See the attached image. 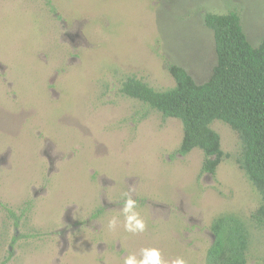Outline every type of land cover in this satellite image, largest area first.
<instances>
[{
  "label": "rangeland",
  "instance_id": "obj_1",
  "mask_svg": "<svg viewBox=\"0 0 264 264\" xmlns=\"http://www.w3.org/2000/svg\"><path fill=\"white\" fill-rule=\"evenodd\" d=\"M231 11L257 46L264 0H0V264H123L145 248L206 264L227 214L247 224L248 264H264L239 135L213 122L223 161L203 174L202 150L178 152L182 123L121 92L128 78L174 88L170 64L206 82L217 58L204 15ZM126 193L144 232L124 228Z\"/></svg>",
  "mask_w": 264,
  "mask_h": 264
},
{
  "label": "trees",
  "instance_id": "obj_2",
  "mask_svg": "<svg viewBox=\"0 0 264 264\" xmlns=\"http://www.w3.org/2000/svg\"><path fill=\"white\" fill-rule=\"evenodd\" d=\"M204 25L213 32L217 58L206 82L197 83L186 69L170 64L174 88L156 91L128 78L121 92L166 119L179 120L183 139L178 152L187 156L202 150L203 174L215 175L223 161L221 138L211 125L216 120L229 125L242 143L240 168L261 196L252 221L264 229V37L257 46L251 44L236 11L206 13ZM211 231L214 242L206 264H248L250 232L240 217L221 215L212 222Z\"/></svg>",
  "mask_w": 264,
  "mask_h": 264
},
{
  "label": "clouds",
  "instance_id": "obj_3",
  "mask_svg": "<svg viewBox=\"0 0 264 264\" xmlns=\"http://www.w3.org/2000/svg\"><path fill=\"white\" fill-rule=\"evenodd\" d=\"M125 197L122 207L125 230L133 234L144 232L146 230V222L135 211L137 200L133 199L129 193H126ZM117 225L118 219L114 217L109 221L108 227L115 229ZM123 264H166V262L162 259V254L158 248H145L142 250L141 259L138 260L135 255L129 254L124 257ZM172 264H186V261L183 258H177Z\"/></svg>",
  "mask_w": 264,
  "mask_h": 264
}]
</instances>
